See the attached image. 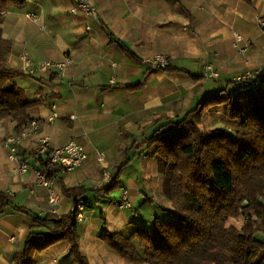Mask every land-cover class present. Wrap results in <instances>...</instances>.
<instances>
[{"label": "crops", "instance_id": "1", "mask_svg": "<svg viewBox=\"0 0 264 264\" xmlns=\"http://www.w3.org/2000/svg\"><path fill=\"white\" fill-rule=\"evenodd\" d=\"M89 1L97 17L87 20L79 12H68L72 0H18L1 14V35L11 41L7 55L10 67L22 68V55L34 63L61 61L65 57L70 62L62 70L15 78L28 98L39 99L27 110L30 119L37 121L38 132L16 144L17 159L3 144L6 136L15 133V122L9 117L0 119V190L12 195L13 203L24 208L16 211L6 207L0 216V264L14 263V254L22 246L32 215L69 212L72 205L60 191L59 177L66 186L82 184L95 189L103 185V169L113 173L116 163L129 158L117 185L134 161L140 174L138 177L129 172L126 187H119L120 198L125 190L128 200H136L141 184L147 193L162 195L156 162L141 146L162 122L154 121L161 115H182L193 108L204 95L216 91L212 83L229 88L233 77L248 70L260 69L264 76V32L257 25V17L264 14V0ZM86 22L89 28H85ZM105 28L138 60L110 41ZM233 31L250 41L245 51L238 50L244 41L235 43ZM156 53L167 56L169 69L154 70L145 63ZM187 61L197 72L178 67V63ZM205 64H211L217 78L204 75ZM204 85L209 92H202ZM52 105L56 117L49 120ZM224 110L222 104L206 109L199 128L219 127ZM40 137H45L50 146L62 145L73 137L87 152L80 166L59 170L52 177L58 195L53 212L46 189L35 181L40 159H46L45 153L35 149ZM120 151L126 152L118 156ZM99 153L105 163L98 160ZM22 163L27 165L25 172L19 170ZM129 204L125 207L131 206L130 200ZM162 204L170 208L166 199ZM103 207L104 216L100 218H104L109 231L130 230V224H135L128 217L134 211L125 212L119 205L118 210L112 204ZM80 213L78 246L88 264H135L114 253L98 237L101 226L90 203L81 207ZM233 220L241 223L235 225ZM243 221L240 215L228 219L227 225L239 228ZM67 249L68 241L62 239L35 252L33 264H77Z\"/></svg>", "mask_w": 264, "mask_h": 264}, {"label": "trees", "instance_id": "2", "mask_svg": "<svg viewBox=\"0 0 264 264\" xmlns=\"http://www.w3.org/2000/svg\"><path fill=\"white\" fill-rule=\"evenodd\" d=\"M14 4L18 0H0V21L2 12ZM105 31L110 41L138 60L110 30ZM10 47L0 29V119L13 120L17 133L31 120L27 110L39 99L28 98L16 84L15 78L23 72L8 65ZM169 68L167 64L164 69ZM218 104L225 106L223 126L200 129L203 112ZM161 120L141 146L156 162L170 208H159L164 217H154L147 226L135 225L127 235L109 231L101 217L98 237L135 264H264V86L239 92L233 90L231 80L230 88L204 95L182 115H161L154 122ZM40 161L38 170L46 177L60 170L47 158ZM128 161L115 162V171L108 172L103 187L66 186L59 177L60 191L72 206H87L86 192L107 196ZM6 207L24 211L13 203L12 195L0 190V216ZM78 212L76 208L66 214L32 215L13 264H33L35 252L62 239L68 241V253L77 264H88L78 246ZM240 215L244 221L239 228L227 225L228 219Z\"/></svg>", "mask_w": 264, "mask_h": 264}, {"label": "built area", "instance_id": "3", "mask_svg": "<svg viewBox=\"0 0 264 264\" xmlns=\"http://www.w3.org/2000/svg\"><path fill=\"white\" fill-rule=\"evenodd\" d=\"M70 14L81 13L84 16V19L97 17V10L89 0H72V4L68 9ZM30 18H34L30 15ZM257 25L264 32V14L257 17ZM85 28H89L87 22L85 23ZM234 42L244 41V45L241 46L238 50L243 52L250 45L249 40H243L242 36L233 31ZM23 65L21 71L23 74L28 76H34L38 72L45 73L52 70H62L69 62L70 59L65 57L61 61H52V60H42L37 63L31 61V59L22 55ZM145 63L154 70H163L167 66L168 61L165 55L156 53L148 58H146ZM203 72L206 77L217 78L218 74L212 69L211 64H205L203 67ZM261 86H264V76L261 75V70H248L245 71L232 79V87L234 91H248L254 90ZM56 117L55 107L51 106V113L49 120H52ZM38 123L36 120H30L28 123L22 125L21 129L16 133L8 135L4 138L3 144L8 148L10 156L14 159H17L16 156V144L24 137L38 132ZM35 149L39 153H45L47 161L49 164L59 168L61 171H70L82 164V162L87 157V152L84 146L79 143L75 138H69L64 144L59 146H50L45 137H40L37 141ZM98 160H102V154H98ZM27 165L22 163L19 166L21 172H25ZM35 181L36 184L42 186L47 191V202L51 206V212L54 211L55 205L58 203V195L55 193L53 188V178L46 177L41 171L35 170ZM129 200L125 190L122 191L121 201L119 207L128 206ZM78 209L77 218L81 219L80 209L77 207L71 206L69 211H74Z\"/></svg>", "mask_w": 264, "mask_h": 264}, {"label": "rangeland", "instance_id": "4", "mask_svg": "<svg viewBox=\"0 0 264 264\" xmlns=\"http://www.w3.org/2000/svg\"><path fill=\"white\" fill-rule=\"evenodd\" d=\"M159 54H162V53H159ZM162 55H165V54H162ZM190 65H191V63H188V61L187 62L178 63V67H181V68L185 69L186 71H188L190 73L191 72L192 73L197 72V71H195L193 69V66L192 65H191V68H189ZM212 84L214 86L213 87V90L219 89V87L221 85V84L220 85H217V82H215V84L214 83H212ZM213 90H211V91H213ZM202 92H204V93L209 92V90L206 87V85H204V89L202 90ZM222 126H223V123H221V125L219 127H216V128H221ZM143 151H147V150L146 149H143ZM131 154L132 153L130 151H128V155L130 156ZM101 161H103L104 163L106 162L103 154H102V160ZM129 172H131V173L133 172L135 174V176L137 175L139 177L138 174H140V169H139V165H138L137 161H134L132 163V165L129 166L123 172L122 176L120 177V180H119L118 185H116V187L109 192L107 198H105V196H103V195H98L97 196V197H99L98 200H95L96 193L93 192V191H91V190H88L86 192V194L84 195V198L86 200H88V203H90V208L95 211L94 214H95V216H96V218L98 220L97 222H98V224L100 226H101V218H100V216H104V213L102 211L104 209L103 206L112 204V205H114V207L116 209L121 210L118 207L119 202L121 201L120 200V195H119L120 194L119 187L120 186L126 187V185H127V183H126V179H127L126 176L129 174ZM108 175H109L108 171L103 169V171H102V177H103L102 180H104V182L102 181V183H101V184H103L102 186H104L105 180H107ZM153 179H155V178L153 177ZM155 185L157 186L158 183L156 182ZM102 186L100 185V187H102ZM159 189L161 190V186L159 187ZM139 191L141 193L138 195V197H137L136 200H133L132 198H129L130 203H131V206L130 207H124L123 208V210L125 212H133L134 211L132 214L129 213L128 214V217H130L132 219V221L135 222V224H130V227H129L130 230H122V233H124L126 235L127 234H130L133 231L135 225H144V226H147V225H149L151 223V221L153 220L154 217H157V216L158 217H164L165 216V215H163V211L159 209V208L163 207L162 201L166 199L165 197H163L164 195L162 193V190L160 191L162 193V195L159 194L156 197V194L155 193H152V194L147 193L145 191L144 186L141 184V186L139 187ZM129 197H130V195H129ZM69 210H70V208H69ZM99 212H102L103 215H100ZM231 222H233L235 225H239L241 223L240 221L239 222L237 221L238 222L237 223L234 220L231 221ZM258 235H260V234H258Z\"/></svg>", "mask_w": 264, "mask_h": 264}]
</instances>
